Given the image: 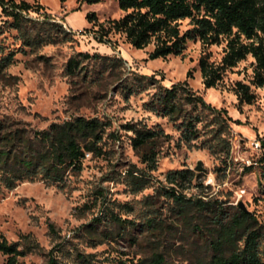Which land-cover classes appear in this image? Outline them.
Here are the masks:
<instances>
[{"label":"rangeland","instance_id":"374dc122","mask_svg":"<svg viewBox=\"0 0 264 264\" xmlns=\"http://www.w3.org/2000/svg\"><path fill=\"white\" fill-rule=\"evenodd\" d=\"M15 1L32 4L34 11L29 17L42 21L43 11H35L40 4L61 25L60 31H70L71 35L54 44L26 47L0 12V59L11 50L18 51L12 64L0 68V119L16 121L30 134L77 116L110 123L102 142L104 155H86L82 170L70 176L63 188L41 180L20 182L11 190L0 186V235L16 243L18 249L25 247L26 236L33 245L17 258L18 264H43L51 252L64 264H81L82 258L90 264H133L153 253L163 254L167 264L207 263L214 228L211 218L196 209L181 216L164 193L168 188L166 174L176 170L194 172L190 187L182 190L187 197L223 206L242 201L264 221L258 170L244 168L258 156L251 143L264 139V87L254 89L253 104L241 107L231 89L234 82H247L251 76L250 57L226 73L223 85L205 89L198 58L204 51L211 61L218 62L225 42L208 48L198 41L189 42L183 56L149 60L152 45L137 50L124 36L114 33L103 39L111 44L95 39L99 24L124 14L117 0L95 4L84 0ZM91 13L95 18L88 22L86 14ZM186 27L184 21L182 28ZM79 54L97 57L84 59ZM73 58L78 65L69 73L67 64ZM188 70L192 71L187 79L189 88L211 106L226 110L234 120L226 165H221L218 155L197 148L200 141L196 145L181 141L180 133L166 118L143 109L156 83L141 93L128 94L136 75H155L161 85L170 87L186 80ZM128 122L160 128L168 135L157 139L155 170L149 171L141 161L147 149L134 150L131 134L121 129ZM111 132L116 136H109ZM199 162L204 170L194 171ZM134 168V175L147 181L137 192L128 185L127 171ZM111 214L132 223L124 222L120 227L108 221ZM89 225H96L95 233L88 232ZM5 259L0 254V264Z\"/></svg>","mask_w":264,"mask_h":264},{"label":"trees","instance_id":"16d2710c","mask_svg":"<svg viewBox=\"0 0 264 264\" xmlns=\"http://www.w3.org/2000/svg\"><path fill=\"white\" fill-rule=\"evenodd\" d=\"M64 2L65 0H60ZM95 4L101 0H84ZM118 9L124 14L118 19L99 24L95 33L98 42H105L109 34H120L134 49L142 50L152 45L149 60L183 56L189 42L198 41L203 48L225 42L223 55L216 61L210 54L202 52L197 65L205 89L224 84L226 73L248 57L251 62V76L247 82L236 81L231 89L239 107L256 101L254 89L264 87V0H117ZM33 5L15 0H0L1 14L10 20V26L18 31L22 45L38 48L67 40L71 32L62 30L61 25L48 15L43 6L36 4L35 11H43V20H33L29 13ZM93 13L86 14L88 22ZM184 21L187 27L182 28ZM48 25V26H47ZM47 26V28H44ZM50 26V27H49ZM105 43H110L106 40ZM3 53L2 51H0ZM11 50L0 59V68L14 62ZM84 59L96 55L79 54ZM78 60L73 58L67 64V71L74 72ZM192 71L186 73V80L165 87L155 75H136L128 94L141 93L157 84L154 92L143 103V109L156 117L166 118L180 133V140L190 144L200 141L196 147L206 149L221 158V165L227 164L230 153L231 124L234 120L224 109H217L207 103L202 96L193 92L187 83ZM110 123L98 117L77 116L63 122H52L43 130L32 134L18 122L0 119V186L13 189L18 183L41 180L49 185L63 188L70 176L82 170L86 155L92 158L104 155L102 142ZM130 133V143L134 150L146 148L141 161L149 171L157 165V139L167 138L160 128H149L141 122L121 125ZM115 137V133L109 134ZM260 151L247 171L258 170V186L264 192V139H258ZM137 170L127 171L130 187L137 192L147 181L142 175H134ZM194 172L188 169L168 172L164 192L176 206L181 216H187L192 209L210 217L213 231L209 240L210 257L205 264H264V221L254 212H244L236 205L190 198L182 190L189 188ZM100 222V219H96ZM108 221L123 227L121 220L111 214ZM89 233H95L96 225L88 226ZM109 237V236H107ZM25 247L18 249L16 243H9L0 235V254L6 256L2 264H18L17 258L33 248L28 236ZM43 264H64L53 253L48 254ZM81 264H90L84 258ZM133 264H167L161 253H153L147 259Z\"/></svg>","mask_w":264,"mask_h":264},{"label":"water","instance_id":"95a60500","mask_svg":"<svg viewBox=\"0 0 264 264\" xmlns=\"http://www.w3.org/2000/svg\"><path fill=\"white\" fill-rule=\"evenodd\" d=\"M202 170H204V169L202 168L201 163L199 162V163L197 164V166L195 167L194 171H202ZM236 207H237L239 210H241V211H244V212H250V211H248V209L246 208L245 204H244L242 201L238 202V203L236 204Z\"/></svg>","mask_w":264,"mask_h":264},{"label":"built area","instance_id":"2783aa9c","mask_svg":"<svg viewBox=\"0 0 264 264\" xmlns=\"http://www.w3.org/2000/svg\"><path fill=\"white\" fill-rule=\"evenodd\" d=\"M251 145L259 153V151H260V142H259V140H256V141L252 142ZM251 164L252 163H250V165Z\"/></svg>","mask_w":264,"mask_h":264}]
</instances>
